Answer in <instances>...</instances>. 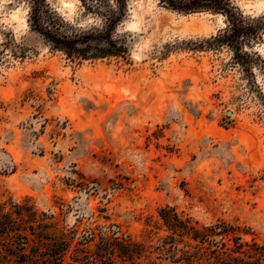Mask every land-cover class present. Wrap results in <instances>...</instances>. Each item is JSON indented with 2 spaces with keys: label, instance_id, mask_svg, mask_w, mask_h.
Returning <instances> with one entry per match:
<instances>
[{
  "label": "rangeland",
  "instance_id": "rangeland-1",
  "mask_svg": "<svg viewBox=\"0 0 264 264\" xmlns=\"http://www.w3.org/2000/svg\"><path fill=\"white\" fill-rule=\"evenodd\" d=\"M47 2L77 28L98 23L80 0ZM127 4L128 58L77 61L30 29L24 1L0 0V204L48 215L72 249L91 232L155 248L165 208L264 246V32L236 53L213 41L222 15ZM234 5L264 15V0Z\"/></svg>",
  "mask_w": 264,
  "mask_h": 264
},
{
  "label": "trees",
  "instance_id": "trees-1",
  "mask_svg": "<svg viewBox=\"0 0 264 264\" xmlns=\"http://www.w3.org/2000/svg\"><path fill=\"white\" fill-rule=\"evenodd\" d=\"M22 1L28 5L30 29L52 50L77 61L128 58V44L123 35L116 34L127 15V0H80L85 13L98 22L85 29L66 22L47 0ZM234 1L161 0V3L184 14L222 15L227 27L213 41L218 46H230L237 53L243 44L252 45L261 38L264 15L247 17ZM160 215L171 235L155 248L134 242L121 232H91L72 249L74 233L60 231L48 215L39 214L27 203H1L0 264H264V246L243 242L238 227L222 221L198 226L167 208ZM178 244H183V248H178ZM156 250L161 255L160 262L144 261Z\"/></svg>",
  "mask_w": 264,
  "mask_h": 264
}]
</instances>
